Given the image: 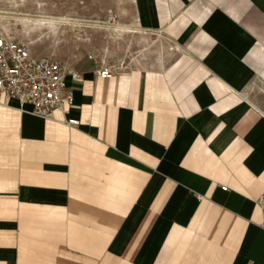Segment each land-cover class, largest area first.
Returning <instances> with one entry per match:
<instances>
[{
  "label": "crops",
  "instance_id": "crops-1",
  "mask_svg": "<svg viewBox=\"0 0 264 264\" xmlns=\"http://www.w3.org/2000/svg\"><path fill=\"white\" fill-rule=\"evenodd\" d=\"M127 1L165 59L0 104V264H264V0Z\"/></svg>",
  "mask_w": 264,
  "mask_h": 264
},
{
  "label": "rangeland",
  "instance_id": "rangeland-1",
  "mask_svg": "<svg viewBox=\"0 0 264 264\" xmlns=\"http://www.w3.org/2000/svg\"><path fill=\"white\" fill-rule=\"evenodd\" d=\"M128 9L127 0H0V23L32 54L51 57L77 75L100 65L122 69L165 59L171 47L138 33ZM52 17L69 21L59 34L39 25ZM253 87L260 92L255 82Z\"/></svg>",
  "mask_w": 264,
  "mask_h": 264
},
{
  "label": "built area",
  "instance_id": "built-area-1",
  "mask_svg": "<svg viewBox=\"0 0 264 264\" xmlns=\"http://www.w3.org/2000/svg\"><path fill=\"white\" fill-rule=\"evenodd\" d=\"M115 71L116 68L106 65L95 70L103 77ZM77 77L55 59L32 54L23 42L9 37L0 28V104L14 101L18 108L27 104L32 113L42 116L54 109L65 113L71 105L72 82ZM61 122L78 124L75 118H64ZM256 202L261 210L259 226L264 241V193Z\"/></svg>",
  "mask_w": 264,
  "mask_h": 264
},
{
  "label": "bare ground",
  "instance_id": "bare-ground-1",
  "mask_svg": "<svg viewBox=\"0 0 264 264\" xmlns=\"http://www.w3.org/2000/svg\"><path fill=\"white\" fill-rule=\"evenodd\" d=\"M25 21V23H27L28 22V19H26V20H24ZM40 23H39V25L40 26H44V27H46V28H48V29H50V28H54V27H56V30H57V34H59V31H60V29L62 28V27H64V25L66 24V23H68L69 21L67 20V19H63V18H57V19H54V18H51V19H44V20H40L39 21ZM24 26V25H23ZM38 26V25H37ZM0 28H1V30L6 34V35H8L7 34V30H6V27H4V25H2L1 23H0ZM40 28V27H39ZM55 30V31H56ZM52 31V30H51ZM54 32V31H53ZM56 33V32H55Z\"/></svg>",
  "mask_w": 264,
  "mask_h": 264
}]
</instances>
